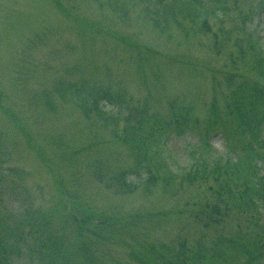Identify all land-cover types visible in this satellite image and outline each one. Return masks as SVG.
Here are the masks:
<instances>
[{
	"label": "rangeland",
	"instance_id": "obj_1",
	"mask_svg": "<svg viewBox=\"0 0 264 264\" xmlns=\"http://www.w3.org/2000/svg\"><path fill=\"white\" fill-rule=\"evenodd\" d=\"M57 1L59 5L55 0H0V233L6 232V225L29 217L30 225L44 214L47 229L39 233L40 242L46 234L58 232L63 241L58 254L74 252V236L69 228L61 230L62 213L55 207L59 179L74 193L69 202L116 221L114 230L85 237L97 264H138L131 259L132 251L137 254L141 249L136 242L156 244L158 251L171 257L175 250L183 249L182 241L188 249L210 250L213 242L236 237L239 230L246 239L251 228L260 232L249 222L252 212L237 208L214 225L217 231L201 229L190 216L201 193L195 186L200 184L204 190L214 181L209 178L194 185L186 175L216 160H235L244 154L242 145L250 139L246 133L239 141L230 128L211 122L212 104L217 112L223 110L227 89L222 71L230 68L223 66L231 64L236 49L213 51L209 34L201 37L197 27L188 31L187 38L178 30L170 36L160 35L141 11L140 15V6L130 5L135 2L129 4L128 0ZM123 4V13H118ZM228 5V22L209 17L210 31L218 40L227 33L229 43L244 36L243 43H257L264 53V0H229ZM95 28L131 34L129 38L141 51L129 48L116 36L101 35ZM249 43L245 58L231 65L229 72L254 78V71L247 68L244 73L243 67L246 61L253 64ZM82 81L121 90L125 98L112 106H99L102 115L91 110L86 118L66 90L68 84ZM171 103L174 113H182L187 124L181 132L157 133L145 148L151 175L162 181L149 192L140 187L133 193L115 191L114 174L119 168L132 167L135 156L124 144L109 139L114 117L119 127L128 116L139 118L144 108L169 118ZM111 115L113 120L105 119ZM204 142H208V149ZM256 161L262 174L264 162ZM7 168L22 171V177L17 179ZM168 174L174 175L173 179L164 181L162 177ZM139 177L130 175L137 184ZM159 211H166L165 215H154ZM260 212L258 223L264 227V210ZM149 217L160 219L157 224L150 223L145 221ZM9 241L13 244V238ZM39 257L21 246L12 264H49L46 257ZM232 257H237L233 264H244L246 259L240 251ZM69 263L83 264L80 259Z\"/></svg>",
	"mask_w": 264,
	"mask_h": 264
},
{
	"label": "trees",
	"instance_id": "obj_2",
	"mask_svg": "<svg viewBox=\"0 0 264 264\" xmlns=\"http://www.w3.org/2000/svg\"><path fill=\"white\" fill-rule=\"evenodd\" d=\"M55 1L58 3L57 0ZM109 1L114 3L118 0ZM228 1L128 0L127 2L129 4L135 2V4L131 3L130 5L140 6V15L143 14L144 20L160 35L170 36L173 30H178L187 38L188 31L197 27L199 31H202L201 37L209 34V44H211L213 51L236 49L234 58H231V64L223 66L224 68L230 67L222 71L225 75L224 83L227 89L223 110L217 112L215 104H212L213 116L211 122L213 124H224L225 127L230 128L238 135L239 141L243 139V135L246 133L250 139L242 145L245 151L244 154L235 160L230 157L222 162L216 160L212 165L203 164L200 169L191 171L186 175L190 184L194 185L197 181L204 182L209 178L214 181L204 190L200 189V184L195 186L196 190L201 193L198 196V201L193 203L197 208L190 211V216L200 224L201 229L206 230L210 227L217 231L219 228H215L214 225L221 224L229 215L231 209L237 208L241 212H252L249 222L254 228L261 231L256 233L251 228L248 231L250 237L246 239L245 235H242L239 230L236 237L230 235L227 236L226 241L213 242V248L210 250H202L201 247L198 250L195 248L188 249L184 247L185 243L182 241L180 245L183 249L175 250V254L171 257L167 253L158 251L155 248L156 244L145 245L136 242L141 247L140 251L143 252L141 253L138 250L136 254L133 250L131 259L138 264H233L237 257H232V254L237 251H240L242 255H246V259L243 261L244 264H262L264 261V237H262L264 227H261L258 223L260 210H264V170L262 174H259L261 170L256 161L258 159L264 162V53L257 43L247 41L253 64L246 61L243 65L245 67L244 73L247 72L246 69L248 68V72L254 71V78L229 72L231 65H236L247 53L248 43H243L244 36L236 37L229 43L230 37L227 33H224L223 38L218 40L216 34L210 31L207 22L209 17H215L219 23L228 22L230 12ZM123 11L124 4L117 8L118 13H123ZM95 29L101 35L116 36L118 41L129 48L141 51L140 46L129 38L131 34ZM239 29H242V27L240 26L237 30L239 31ZM242 44L245 46L243 47ZM66 90L71 94L70 96L77 108L86 118L90 117L91 110H95L102 115L103 111L98 109L99 106H112L119 99L125 98L121 90L115 92L108 86H90L87 81L78 84L70 83L67 85ZM136 110L137 108L133 109V111ZM181 111L186 112L184 108H181ZM138 114L139 118L137 117L134 120L129 116L123 119L125 124L122 127L118 126V118L114 117V126L110 130L109 139L124 144L135 156L132 167L119 168L120 170L114 174L113 182L116 184L114 190L122 193H133L139 187L143 192H149L159 180L162 181L161 178L151 175V167L150 163H147L145 148L148 146L149 139L154 138L157 133L163 134L168 130L181 132L183 126L187 124V119L182 117V113L180 115L174 113L172 103L170 104L169 118H160L157 114H150L147 112V108L140 110ZM112 117V115L105 116V119L113 120ZM11 119L19 128L15 117ZM223 133L228 135L226 131H223ZM204 143L208 149L209 144H206L208 142ZM231 149L234 150L233 147ZM44 164L47 165L48 162L45 161ZM6 170L17 179H20L23 175L22 171L13 168H7ZM142 171L145 173H142ZM133 173L137 176L140 175L138 184L135 178H130ZM95 177L98 178L97 174H95ZM173 177L174 175L168 174V176L162 178L164 181H171ZM97 181L100 180L97 179ZM16 185L19 186L17 183ZM56 185L58 186V200L55 207L62 213L61 230L69 228L74 236V252L58 254V249L63 243L62 236L57 235L58 232L46 234V237L40 242L42 236L39 233H43L47 229V218L44 217V214H41V216L35 217L34 222L29 225L28 220L32 218L27 215L29 218L25 222L22 220L13 224V226L6 225V232L0 233V264H12V257L19 252L21 246H26L27 249L37 253L40 260L46 257L49 264H70V261L78 259L83 264H90L91 261L93 264H97L96 255L88 246L85 237L88 234L96 233V231L114 230L113 227L117 225L116 221L110 217H103L102 213H97L83 204L78 206L69 202L74 193L69 192L62 179H59ZM162 185L165 187L167 183ZM106 188L111 187L107 185ZM64 202L71 204V207L76 211L69 209L67 204L64 205ZM165 212L159 211L154 215L162 216L165 215L163 214ZM166 216L169 217V215ZM157 219L160 218L149 217L145 218V221L157 224ZM93 227H96V229H93ZM34 234L37 235L36 238H33ZM10 238H13V244L9 241ZM27 238L30 240L27 241ZM110 238L115 240L113 236ZM21 241L23 243H20ZM120 241L125 244L124 240L120 239ZM98 264H100L99 261Z\"/></svg>",
	"mask_w": 264,
	"mask_h": 264
}]
</instances>
